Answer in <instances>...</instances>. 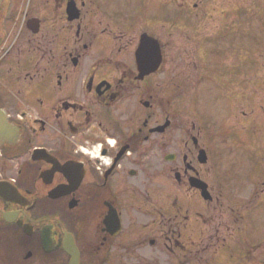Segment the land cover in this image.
I'll use <instances>...</instances> for the list:
<instances>
[{"label": "flooded vegetation", "instance_id": "1", "mask_svg": "<svg viewBox=\"0 0 264 264\" xmlns=\"http://www.w3.org/2000/svg\"><path fill=\"white\" fill-rule=\"evenodd\" d=\"M185 1L3 0L0 264H264V111L262 140H233L264 97V0ZM215 126L233 141L203 144Z\"/></svg>", "mask_w": 264, "mask_h": 264}, {"label": "rangeland", "instance_id": "2", "mask_svg": "<svg viewBox=\"0 0 264 264\" xmlns=\"http://www.w3.org/2000/svg\"><path fill=\"white\" fill-rule=\"evenodd\" d=\"M162 2H173L175 1L177 3L178 9L179 10H184L187 6L186 1L185 0H161ZM207 3L208 7V11L209 13L214 12L216 14V17H223V16H219V15H223L222 10H224V12L226 13V11H230L231 14H234L232 9L234 8L229 2H233V4H236L238 2V0H203ZM2 2V1H1ZM226 2V3H225ZM247 0H242L240 3L244 4L246 3ZM230 4L231 7H229L227 4ZM253 3H256V0H253ZM219 5L223 8V9H219ZM261 6V4H260ZM258 6V7H260ZM171 12H177L174 8L171 10ZM257 17V16H256ZM243 19V18H242ZM254 21V18H253ZM255 23H257L255 21ZM263 36V37H262ZM248 39H251V53H250V60L252 61V63H250V72H249V77L251 78V81L256 84V83H261L263 81V77H264V56H262L261 54L263 53V49H264V31H259L256 33H253L251 37H247ZM243 39V37L241 38ZM261 41V42H260ZM243 42L239 43L237 42V48L235 50V54H232L233 58H236L237 60L239 59V57H242V59L245 58L246 52H242L244 51L242 48ZM263 45V48H262ZM242 52V53H240ZM228 55H231L228 54ZM240 58V60H242ZM203 67V66H202ZM203 69H205L203 67ZM238 72H240L241 74L243 73L242 69H238ZM210 91H205L203 89V91L201 92V96L198 100L202 99L201 105L199 108H203V111H206V117L205 120L208 116L212 117L214 120L218 117L219 121L218 123L221 124L222 123V118L224 115V112L226 110V106H225V102L224 99L222 98V93L220 91H218L216 88L214 87H210L209 88ZM263 90L259 91L257 90V92L254 94L256 95V97H254L253 99V105L258 106V116H256V113L253 111V113L251 114L252 116H249V121L252 123H254L251 126V123L249 122H245L242 123L241 125L239 123L236 122L235 124V128L236 130L234 131L236 134L235 139L236 141H239L241 139V137L243 136L246 140H254V138L256 137L255 134H261L262 131V117L260 116V114H262V112L264 110H262V106L261 104L264 101V97L261 96L260 92ZM235 109V108H233ZM264 109V106H263ZM239 110H243V107H239ZM247 110V107H246ZM202 111V110H201ZM238 114V113H237ZM190 115L194 116V112L190 111ZM239 115V114H238ZM250 115V113H249ZM190 123L191 122H195L198 124V122L192 118L189 119ZM205 122V121H204ZM246 127V128H244ZM210 128V127H209ZM218 129V126H215L214 128H212V130H209L211 132H207L205 135L204 133L201 134L202 140H203V144H223L224 141L228 140L229 141H233L232 138L229 139V137L222 132H218L216 131ZM245 129V130H244ZM221 130V129H218ZM214 132V133H213ZM248 132V133H247ZM251 132V135H250ZM194 136H197V133L192 132L191 133ZM208 134V136H206ZM203 135H204V139H203ZM251 136V137H250ZM173 137L174 140H178L181 138L180 134H177L176 132L173 133ZM262 138V136H261ZM256 139H260V136H258ZM262 140V139H261ZM260 141V140H258ZM231 143V142H229ZM229 153V151L227 152V154ZM242 157L244 155H241Z\"/></svg>", "mask_w": 264, "mask_h": 264}, {"label": "water", "instance_id": "3", "mask_svg": "<svg viewBox=\"0 0 264 264\" xmlns=\"http://www.w3.org/2000/svg\"><path fill=\"white\" fill-rule=\"evenodd\" d=\"M17 136L14 126L9 124L5 113L0 111V146L8 141L14 142L15 139H17Z\"/></svg>", "mask_w": 264, "mask_h": 264}]
</instances>
